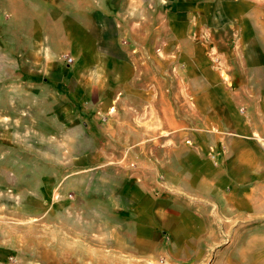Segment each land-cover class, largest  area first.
Segmentation results:
<instances>
[{"label": "rangeland", "instance_id": "374dc122", "mask_svg": "<svg viewBox=\"0 0 264 264\" xmlns=\"http://www.w3.org/2000/svg\"><path fill=\"white\" fill-rule=\"evenodd\" d=\"M102 1L0 0V264L140 263L124 252L126 243L121 241L127 213L113 215L107 205L111 193L107 91L92 90V82H77L74 73L80 64L64 28L68 17L94 20L104 27L107 34L95 36L110 54L120 44L152 47L148 59L156 52L163 58L165 88L173 81L171 54L177 42L264 45V0H131L129 7L114 9L115 28L111 19L100 15L106 11L98 6ZM241 11L243 19L221 17ZM177 24L187 30L190 26L193 32L182 38ZM141 25L142 32L130 33L129 28L134 31L133 26ZM35 36L41 40L39 55L57 65L28 59ZM81 87L92 92L77 103L73 94ZM122 165L115 169L124 171ZM232 236L212 243L203 257L205 264L253 263L250 243L232 242ZM168 260L177 259L162 255L153 259L154 264H171Z\"/></svg>", "mask_w": 264, "mask_h": 264}, {"label": "crops", "instance_id": "0c3cea01", "mask_svg": "<svg viewBox=\"0 0 264 264\" xmlns=\"http://www.w3.org/2000/svg\"><path fill=\"white\" fill-rule=\"evenodd\" d=\"M131 2L111 0V6L103 0L98 6L106 11L100 15L111 19L115 28L114 11ZM240 13L221 17L245 18ZM68 18L65 33L80 64L74 73L77 82H92V90L107 91L111 108L107 205L113 215L122 210L129 218L121 240L126 243L124 252L138 258L139 264H154L161 255L177 259L168 260L171 264H205L203 257L212 243L232 233V242L250 243L252 264H260L264 258V45L177 42L171 54L173 81L165 88L163 58L156 52L148 59L152 47L126 43L118 51L111 48L110 54L95 36L107 34L104 27L92 19L93 24ZM187 28L177 24L176 33L186 38L193 32ZM133 29L130 33H139L143 26ZM40 41L34 42L28 59L57 65L39 55ZM81 88L73 94L77 103L92 92ZM118 164L125 170L115 169ZM111 236L116 241V235Z\"/></svg>", "mask_w": 264, "mask_h": 264}, {"label": "built area", "instance_id": "2783aa9c", "mask_svg": "<svg viewBox=\"0 0 264 264\" xmlns=\"http://www.w3.org/2000/svg\"><path fill=\"white\" fill-rule=\"evenodd\" d=\"M69 62L72 63L73 62V59H70Z\"/></svg>", "mask_w": 264, "mask_h": 264}]
</instances>
